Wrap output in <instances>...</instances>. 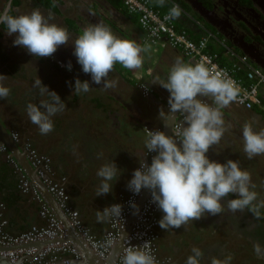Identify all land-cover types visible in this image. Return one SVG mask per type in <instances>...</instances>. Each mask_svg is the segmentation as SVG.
<instances>
[{
    "label": "crops",
    "instance_id": "crops-1",
    "mask_svg": "<svg viewBox=\"0 0 264 264\" xmlns=\"http://www.w3.org/2000/svg\"><path fill=\"white\" fill-rule=\"evenodd\" d=\"M150 1L153 6L161 7L160 10L169 6L167 0L163 6L158 0ZM8 4L11 5L12 15L30 13L34 9H38L46 18L51 14L50 23L65 28L69 40L67 45L58 47L52 57H33L26 49L14 46L15 34L8 35L6 27L0 25V75L5 76L0 80V85L10 89L7 98H0V121L9 133L11 130L20 133L19 141L11 137L9 140L7 135L11 146L7 142H1L2 138L5 141L6 134L0 135V195L5 202V230L19 233L31 225H45L47 218L39 213L40 205L45 202L65 225L66 235L60 237L61 241L74 245L79 252L81 244L77 242L79 237L73 226L37 176L35 168L28 163L23 152L24 139L33 141L38 150L50 158L54 167L53 175L65 177L70 205L79 210L83 222L93 233L101 234L109 228V223L107 218L98 222L97 211H103V208L118 201L127 191L126 185L144 156L147 138L145 126L160 127L162 132L170 135L171 123L177 113H170V94L160 84L166 82L169 70L178 58L184 64L197 63L185 55L181 48L168 42L146 44L145 32L137 20V14L129 12L121 0H0V11ZM198 20L208 23L199 10H194L191 6L181 11L178 19H173L177 28L185 29L193 38H198L203 33ZM96 24L106 26L119 38L133 40L142 48H147V51L141 52L143 64L140 68L130 70L119 63L115 64L106 78L110 85L107 87L105 84H94L90 74L82 71L73 55L74 40L85 27ZM209 26L218 32L217 27ZM218 33L221 37H226L225 42L233 48L244 51L233 40L227 39L223 32ZM207 49L217 52L222 64L230 65L234 59L213 39L208 42ZM69 62L70 71L66 67ZM20 64L22 66L19 68ZM236 74L242 76L240 71ZM38 79L65 103L62 111L50 117L53 130L48 134H41L38 126L30 121L24 104V101L36 105L41 101L52 102L47 92L41 95L39 88L35 86ZM76 79L88 81L90 90L79 94L74 92ZM141 82L150 88L147 93L143 94ZM259 93L262 97L261 106L247 108L233 100L221 109L224 134L219 143L210 147L206 153L210 160L219 163H226L229 159L238 161L241 169L250 173L252 184L255 181L254 169H264V154H258L252 159L247 157L244 152L242 128L246 123H250L254 131L264 129V86L260 87ZM12 94L19 96L12 97L9 104ZM198 99L215 107L211 97ZM41 111L44 109L41 108ZM4 119L8 122L5 123ZM13 143H16L19 151ZM2 146H5V149H2ZM233 148H239L240 154L231 153ZM7 153H11V159L7 158ZM151 159L152 157H149L147 161L151 163ZM108 161L114 162L118 169L117 174L123 176L109 182L113 185L108 194L96 196L102 179L97 176V171ZM16 164L21 166L20 170L16 168ZM22 174L31 184L36 185L38 196L32 189L24 190L19 185ZM251 189L253 188L250 187ZM230 199H234V194H229L221 200L222 207ZM225 212L227 211L223 207L220 214L206 213L201 216L200 219L205 223L211 222L215 226L216 231L212 236L203 237L204 231L197 233L191 228L185 229L184 235L188 238L185 247L173 248V251L168 247L169 252H172L170 258L164 257L160 250L163 258H160L157 264H186L187 257L193 254L191 249L194 247L202 252L199 264H212L210 261L213 258L220 259L225 249H232L225 238L226 235H220L223 219L228 230L230 221L236 216H228ZM199 227H202L200 223L196 225V228ZM41 243L47 244L45 240L26 244L42 247ZM60 254L59 252L58 255ZM59 258H63V255Z\"/></svg>",
    "mask_w": 264,
    "mask_h": 264
},
{
    "label": "clouds",
    "instance_id": "clouds-1",
    "mask_svg": "<svg viewBox=\"0 0 264 264\" xmlns=\"http://www.w3.org/2000/svg\"><path fill=\"white\" fill-rule=\"evenodd\" d=\"M149 2L152 5L150 0ZM158 2L163 6L165 0H158ZM155 8L160 10L158 7ZM168 8L160 11H166ZM181 8L183 11L186 10L182 6ZM182 9L179 5H173L166 18L178 19ZM10 13L11 5L8 4L0 11V25L6 27L8 35L15 34L14 46L26 49L33 57H52L58 47L68 44L67 30L55 23H50L51 14L46 18L38 9L19 15ZM202 23L218 33L209 25ZM145 43L149 42L147 43L145 39ZM72 46L73 55L82 71L90 74L94 84H105L106 87L110 86L106 78L115 64L119 63L130 70L138 69L143 64L141 52L147 51L146 47L142 48L133 40L115 36L102 24L85 27ZM66 67L70 71L71 62ZM4 78L5 76L0 75V80ZM35 86L39 88L41 95L47 92L52 102L41 101L39 106L28 103L26 113L30 121L38 126L41 134H48L53 130L50 117L62 111L65 103L54 91H50L43 85L40 79L35 82ZM160 86L170 94L168 97L170 113H179L182 121L176 125L172 135L171 128L176 116L171 124L170 135L162 132L160 127L161 131H151L145 126L147 136L145 148L148 152H155L156 155L150 156L152 159L151 163L147 161L149 164L143 161L144 155L126 185L134 194H139L142 189L140 201L151 193L152 202L158 207L155 235L159 226L165 230L178 229L190 220L200 219L206 213L220 214L223 211L221 200L229 194L238 195V198L228 200L230 211L249 209L259 215L258 209L264 207V201L254 205L257 193L250 190V187H255L251 183L250 173L241 169L238 161L229 159L226 163H219L210 160L206 155L210 147L218 144L224 134L221 109L236 99L238 89L235 82L220 72L211 73L204 64H184L178 58L170 68L166 82H162ZM89 90L88 81L75 80L74 92L79 94ZM9 94L10 89L0 85V98H7ZM198 97H211L215 107ZM41 108L44 111H41ZM242 137L244 152L249 159L258 154H264V129L257 132L253 130L250 123H246L242 128ZM117 173L118 169L114 162L108 161L99 168L97 176L102 179L96 196L106 195L112 190L113 184L109 182L118 178ZM132 207H136L135 204H132ZM159 210L163 213L161 219ZM121 211L120 204L105 207L103 211H97V221L102 222L108 217H121ZM78 237L81 238L79 235ZM156 237L157 235L155 236L156 253L160 259L163 257L158 252ZM191 251L193 254L187 257L186 264H199L202 252L195 247ZM122 264H157V261L152 254L149 242L145 241L143 246L127 247L124 250ZM212 264H227V262L213 258Z\"/></svg>",
    "mask_w": 264,
    "mask_h": 264
},
{
    "label": "built area",
    "instance_id": "built-area-1",
    "mask_svg": "<svg viewBox=\"0 0 264 264\" xmlns=\"http://www.w3.org/2000/svg\"><path fill=\"white\" fill-rule=\"evenodd\" d=\"M130 12L138 14V21L146 34V40L152 44L170 43L183 50L185 55L193 58L197 64H204L211 73L220 72L227 78L233 80L238 89V95L234 100L247 108L262 105V97L260 96V87L264 86V69L253 63L246 53L240 52L225 42V38L218 33L205 27L202 22L198 21V25L202 29V34L198 38L189 36L185 29H178L173 19L166 18L169 9L173 5L181 6L176 0H167L169 8L166 11H160L153 7L149 0H121ZM183 11V9L181 10ZM215 40L219 43L223 50L233 56L230 65L219 62L218 53L207 49L209 40ZM237 71L242 76L236 74ZM142 92L147 93L150 89L144 82L140 83ZM182 121V116L177 113L171 128V135L178 123ZM148 130L156 131L159 127H146ZM146 131V129H145ZM10 136L13 140H18V132L11 130ZM5 149V146H2ZM23 152L32 167L35 168L37 176L46 186L47 190L55 198L57 206L65 214L69 222L89 248L96 254L105 258L111 251L116 242H121V247L116 255L114 264H122L124 250L129 246H143L148 241L152 254L156 261L160 259L156 253L155 245V225L157 223V205L152 202L151 193L147 194L140 201L142 189L139 194H134L128 190V193L110 204H120L122 207L121 217H108L109 228L102 234H95L90 231L89 227L84 224L80 218L79 212L69 203V194L65 187V177L53 175V166L50 158L37 150V148L28 140L23 144ZM145 164L150 156H154L155 152L144 151ZM10 156L7 154V158ZM141 165L139 166V168ZM16 168L20 170L21 166L16 164ZM19 185L24 189H32L38 196V189L35 184H31L29 179L22 174ZM135 204L136 207H132ZM4 202L0 196V243L2 245H14L15 247L5 249L3 254L11 259L22 258L23 264H40L49 253L50 257L57 256L60 251H71L78 255L77 248L72 244L63 243L60 239L66 235V228L63 221L55 214L54 210L45 202H42L39 213L47 218L45 225H31L27 229L19 233H10L5 230L7 223L6 217L3 215ZM47 244L42 247L37 245L27 246L30 241H46ZM110 242V243H109ZM56 259V258H55ZM46 262V260H45Z\"/></svg>",
    "mask_w": 264,
    "mask_h": 264
},
{
    "label": "flooded vegetation",
    "instance_id": "flooded-vegetation-1",
    "mask_svg": "<svg viewBox=\"0 0 264 264\" xmlns=\"http://www.w3.org/2000/svg\"><path fill=\"white\" fill-rule=\"evenodd\" d=\"M177 1L181 6H191L194 10H208L205 14L200 12L208 21V23L205 21L207 25L217 27L218 32H223L227 39L237 43L252 61L264 69V0ZM224 38L226 39V37ZM16 96L19 95L12 94L9 98V104L12 102V97L16 98ZM27 103L24 101L25 105ZM4 121L5 123L8 122L6 119ZM19 139L20 133L18 132V141ZM24 140L30 141L37 148L30 139ZM233 149L231 153L240 154L239 148ZM100 151L103 154V151ZM7 154L12 158L11 153ZM117 175L123 176L120 173ZM253 176H255V187L251 191L257 193V200L254 205H258L261 201H264V169L256 167ZM127 192L128 189L123 195ZM237 196V194H234V198H237ZM225 209L227 214L230 213L229 216L236 214V216H240V219L236 222L235 231L231 222L228 225V230L226 228V238L232 249H225L219 260L226 261L227 264H264V207H259V215L254 214L249 209L232 212L228 209V204H226ZM169 229L171 230V228ZM156 232L161 234V229H156Z\"/></svg>",
    "mask_w": 264,
    "mask_h": 264
},
{
    "label": "rangeland",
    "instance_id": "rangeland-1",
    "mask_svg": "<svg viewBox=\"0 0 264 264\" xmlns=\"http://www.w3.org/2000/svg\"><path fill=\"white\" fill-rule=\"evenodd\" d=\"M158 8H161V7H158ZM138 20V19H137ZM144 42H145V39H144ZM218 45L220 47H222L219 43ZM16 66V64H14V67ZM22 66V64L19 65V68ZM17 131V130H16ZM52 165V164H51ZM53 166V165H52ZM54 168V167H53ZM55 170V169H54ZM55 176H57V174H55ZM255 182V181H254ZM67 191V190H66ZM68 193V192H67ZM238 198V196H237ZM228 203V202H227ZM226 203V204H227ZM226 204L223 205V207H226ZM227 214V212H225ZM230 214V213H228ZM227 214V215H228ZM163 213L160 214V219L162 217ZM229 216V215H228ZM240 219V216H234V218H232V220L230 221L231 222V225L232 227H234V231L236 229V222ZM210 220V219H209ZM223 225H222V231L220 230V235H227V234H224V232L226 231V226H225V220L223 219ZM200 223L202 225V227H199V228H196V225ZM204 225H205V228H204ZM159 228L161 229V227L159 226ZM187 228H191L193 229L192 231H195L197 233L199 232H203L204 231V234H203V237L204 236H212V234L216 231V228L215 226L211 223V222H208V223H205L204 220L202 219H198V220H190L188 223L182 225L180 228L178 229H174V228H171L170 229H161V235L158 236V241L161 243L162 245V249H161V254L164 255L165 257H170V255L172 254V252H169L168 250V247L170 248L171 251H173V248H180V247H185L184 244L186 243V241L188 240V238L185 237L184 235V230L187 229ZM170 234V235H168ZM219 235V236H220ZM226 238V237H225ZM227 239V238H226ZM228 240V239H227ZM209 242V241H208ZM228 242V241H227ZM183 243V244H182ZM59 253V252H58ZM57 253V256H52L50 257L49 253H47L45 256L46 258H44V260L42 261V263L40 264H46V263H49L51 261H53L55 258H59L60 256L63 255V258L64 257H72L74 256L75 254L72 253L71 251L67 250V251H60V255H58ZM46 260V262H45Z\"/></svg>",
    "mask_w": 264,
    "mask_h": 264
},
{
    "label": "water",
    "instance_id": "water-1",
    "mask_svg": "<svg viewBox=\"0 0 264 264\" xmlns=\"http://www.w3.org/2000/svg\"><path fill=\"white\" fill-rule=\"evenodd\" d=\"M207 11L208 10H199V12H201L202 14H205ZM168 131H169V129H168ZM2 134H6V135L4 137L5 141L2 138L1 142H7V144L9 146H11V143L7 141L8 136H9V140L11 139L9 131L6 129V127H4V125L0 121V135H2ZM167 135H169V134H167ZM13 145L16 149H18V147L16 146V143H13ZM18 151H19V149H18ZM47 239L50 240V238H46V240ZM36 242L37 241H32L29 243H36ZM77 242H79V244L80 243L84 244L81 238L77 239ZM121 246H122L121 242H117L112 247V250L110 251V253L105 258H102L98 254H96L94 251L90 250L89 246L84 244V248H82V249L80 248L78 255H75L72 257L57 258V259H54L53 261L46 263V264H114V261L116 259V255L119 252ZM13 247H15V246L14 245L5 246V245H2L0 243V248H13ZM0 264H23V263H22L21 257L17 258L16 260H13L4 254H1L0 255Z\"/></svg>",
    "mask_w": 264,
    "mask_h": 264
},
{
    "label": "trees",
    "instance_id": "trees-1",
    "mask_svg": "<svg viewBox=\"0 0 264 264\" xmlns=\"http://www.w3.org/2000/svg\"><path fill=\"white\" fill-rule=\"evenodd\" d=\"M1 196V195H0ZM2 198V197H1ZM3 200V199H2ZM3 202H4V200H3ZM4 206H5V202H4ZM5 208V207H4ZM104 209V208H103ZM78 210V209H77ZM79 211V210H78ZM162 212L159 210V214H161ZM80 218H81V216H80ZM81 220H82V218H81ZM82 222H83V220H82ZM84 224H85V222H83ZM7 224V223H6ZM87 226V225H86ZM89 227V226H88ZM89 229H90V227H89ZM90 231H91V229H90ZM156 235H157V237L158 236H160L161 234H159L158 232H156ZM156 237V238H157ZM157 249H158V252L162 249V245H161V243L158 241V238H157Z\"/></svg>",
    "mask_w": 264,
    "mask_h": 264
},
{
    "label": "bare ground",
    "instance_id": "bare-ground-1",
    "mask_svg": "<svg viewBox=\"0 0 264 264\" xmlns=\"http://www.w3.org/2000/svg\"><path fill=\"white\" fill-rule=\"evenodd\" d=\"M49 241V239H47L45 242H48ZM30 242H32V241H30ZM81 245H79L80 247H81V249L82 248H84V244H82V243H80ZM40 245H44L43 243H41ZM30 246H32V245H30ZM5 249H8L9 250V248H0V255L1 254H3V251L5 250ZM90 249V248H89ZM91 250V249H90ZM17 258H15V259H13V260H16Z\"/></svg>",
    "mask_w": 264,
    "mask_h": 264
}]
</instances>
